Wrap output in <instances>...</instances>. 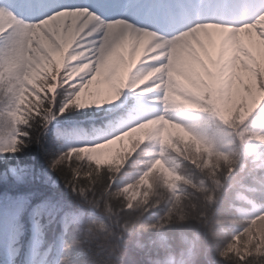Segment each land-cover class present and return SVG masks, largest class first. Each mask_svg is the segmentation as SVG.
<instances>
[{"label": "snow or ice", "instance_id": "obj_1", "mask_svg": "<svg viewBox=\"0 0 264 264\" xmlns=\"http://www.w3.org/2000/svg\"><path fill=\"white\" fill-rule=\"evenodd\" d=\"M136 7L0 0V264H264V78L238 93L210 66L175 98L167 75L189 38L264 42V0H154L163 30L101 12ZM71 13H83L82 28L65 51L57 30ZM177 18L183 27L171 26ZM125 91L135 96L130 123L69 138L82 123L70 114L119 107ZM179 111L197 122L170 116ZM180 145L177 164L168 156ZM149 233L147 245L131 243Z\"/></svg>", "mask_w": 264, "mask_h": 264}, {"label": "rangeland", "instance_id": "obj_2", "mask_svg": "<svg viewBox=\"0 0 264 264\" xmlns=\"http://www.w3.org/2000/svg\"><path fill=\"white\" fill-rule=\"evenodd\" d=\"M153 2L154 0H136V8L101 9V12L105 16L115 15L126 17L137 26L147 25L153 30H163L169 26L170 22L166 18L151 11ZM82 15L83 13L66 14L63 23L57 30V38L62 47L71 48L76 39L80 38L82 28L80 17ZM185 22V18H177L171 26L180 28L183 27ZM43 39L45 45H47L46 38ZM49 47L50 45H47L48 50ZM177 56L179 60L178 64L174 65L172 69H169L167 74L171 82V87L174 89L173 97L178 98L181 94L190 92L199 83L202 76L213 75L209 71L210 66L216 69L215 75L220 76L226 74L229 76L234 84L237 85V92L239 93L240 90L245 89L255 79V73L253 72L254 62L251 58L264 57V42H260L254 47H249L243 42L232 39L231 37H225L219 41L212 38L201 39L199 37H193L189 38L184 46L178 50ZM44 65L45 61L42 60L40 68ZM11 70L15 71L12 66ZM114 75L115 71H110L107 77ZM249 94L251 93L249 92ZM170 116L179 121L180 119L186 121L188 118V124H193L197 122L196 117L198 114L185 111L183 115H175L173 112L170 113ZM131 119H122L120 121V128L130 123ZM99 138L98 136H94L89 140ZM128 143L129 145L131 144V139ZM124 147L125 145L121 143L120 150ZM127 154H130V152ZM138 167L139 165H134L132 172L134 173ZM132 178L126 176L125 180H131Z\"/></svg>", "mask_w": 264, "mask_h": 264}, {"label": "trees", "instance_id": "obj_3", "mask_svg": "<svg viewBox=\"0 0 264 264\" xmlns=\"http://www.w3.org/2000/svg\"><path fill=\"white\" fill-rule=\"evenodd\" d=\"M64 49V48H63ZM66 51V49H64ZM50 51V47H49ZM254 63L255 67L253 68V72L255 73V79L257 77L264 78V57L259 58H251ZM47 70V62L45 61V65L40 68L39 72H43ZM4 73V83L7 87H15L16 86V78L13 75L14 71L11 70V65H5L3 68ZM12 73V74H11ZM106 77L108 76V73L105 74ZM246 86V85H245ZM246 89L251 93V82L246 86ZM135 99L130 95L127 99V92L122 95L121 101L116 102V104L120 105L119 107H111L109 105H102L100 106L105 111H96V106H92V111L87 112L86 115H81L80 113H74L70 114L67 119L69 121L76 120V121H82V123H77L74 126H70V130L72 131L70 139L73 140H79L83 141V139L90 133H95L97 130H99L101 127L106 128L108 125L113 124V119L118 116H124L129 115V110L134 105ZM116 127V126H115ZM0 134L7 135V128L6 126L3 129H0ZM183 145H180L179 148H175L171 154H169L168 159L174 161L177 164H180L182 158H183V152L180 151V148H182ZM28 150H25L24 154H18L19 158L21 160L25 159V155L27 154ZM2 163V162H0ZM10 163L15 164V159L11 160ZM243 201V193H241L240 197L237 201V206ZM196 203L195 201L189 200L188 204L189 206L185 208L186 212H191L192 207L191 205ZM157 214H162L161 209H153L149 214L148 218L155 219ZM235 227V226H233ZM173 229L169 228L168 231L171 232ZM148 235H154V234H146L144 237L137 240L135 237L132 238L131 243H138V244H144L147 245L148 241ZM55 237L50 236L49 239H54ZM35 259H40L39 256H37Z\"/></svg>", "mask_w": 264, "mask_h": 264}]
</instances>
